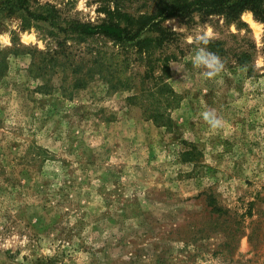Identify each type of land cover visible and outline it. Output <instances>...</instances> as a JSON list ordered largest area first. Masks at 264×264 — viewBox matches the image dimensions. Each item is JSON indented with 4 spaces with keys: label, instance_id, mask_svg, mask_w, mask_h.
I'll return each instance as SVG.
<instances>
[{
    "label": "rangeland",
    "instance_id": "374dc122",
    "mask_svg": "<svg viewBox=\"0 0 264 264\" xmlns=\"http://www.w3.org/2000/svg\"><path fill=\"white\" fill-rule=\"evenodd\" d=\"M5 1L0 264H264L261 14L228 23L199 9L163 19V0ZM126 14L150 17L151 41L71 31L60 48L51 34L128 27ZM199 47L222 59L214 76L194 64ZM58 48L61 64L33 77L32 51Z\"/></svg>",
    "mask_w": 264,
    "mask_h": 264
},
{
    "label": "trees",
    "instance_id": "16d2710c",
    "mask_svg": "<svg viewBox=\"0 0 264 264\" xmlns=\"http://www.w3.org/2000/svg\"><path fill=\"white\" fill-rule=\"evenodd\" d=\"M27 0H17L20 4L26 2ZM15 4V0H7L5 3ZM262 2L264 0H163L156 4V15L161 18H167L175 15H188L197 9L203 10L204 12L212 14H225L224 17L228 23H237L240 21V13L246 9H252L264 22V10H262ZM34 16V15H33ZM34 17L41 20H48L51 15H35ZM126 23L128 27H121L119 25L102 23L99 25H93L88 23L77 22L75 24L62 27L57 25V28H61L62 35L57 32H52V36L59 38L57 45L61 46L64 41L70 38L69 32H75L77 35L84 37H95L97 35H102L111 38L116 41L121 42H143L147 38L151 41V37H143L144 34L153 32V25L151 23L149 16H141L138 20L134 19L130 15L126 14ZM48 49V51H42L39 49H34L32 51V64L30 67V73L33 77H40L47 75L52 69V66L60 65L62 61L63 54L62 49ZM10 50V49H9ZM163 73L166 77H170L171 69L168 65L163 67ZM173 96L176 94L172 89ZM150 118L158 120L163 118V115L153 114ZM221 207L217 209V212H221Z\"/></svg>",
    "mask_w": 264,
    "mask_h": 264
},
{
    "label": "clouds",
    "instance_id": "9594fccd",
    "mask_svg": "<svg viewBox=\"0 0 264 264\" xmlns=\"http://www.w3.org/2000/svg\"><path fill=\"white\" fill-rule=\"evenodd\" d=\"M210 30L205 31L202 35L197 37V42L207 45L209 43ZM193 62L196 65L205 66L208 71L205 73L206 76H214L217 72H219L223 68L222 59L210 51L206 47L197 48L195 55L193 57ZM204 118L213 126H217L221 123L220 119L217 118L212 111H206L204 114Z\"/></svg>",
    "mask_w": 264,
    "mask_h": 264
}]
</instances>
